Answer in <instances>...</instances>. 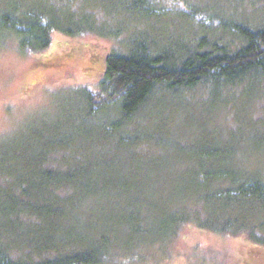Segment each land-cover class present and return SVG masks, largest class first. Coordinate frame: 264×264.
<instances>
[{"label": "trees", "instance_id": "obj_1", "mask_svg": "<svg viewBox=\"0 0 264 264\" xmlns=\"http://www.w3.org/2000/svg\"><path fill=\"white\" fill-rule=\"evenodd\" d=\"M216 1L49 0L46 7L28 2L0 5V34L24 53L46 49L54 32L119 40L106 55L97 84L84 85L74 98L77 116L69 115L64 125L53 123L56 127L44 137L26 138L22 160L29 166L24 176L17 175L8 160L22 154L8 150L9 155L1 157L0 264H142L139 251L166 246L189 222L214 232L255 237L257 226L251 221L264 213V178L241 156L228 165L205 161L220 154L225 146L221 141L205 139L196 155L162 159L152 187L142 184L150 180L146 172H99L92 166L102 162V156L89 149L106 143L130 151L154 140L168 149H182L179 140L163 142L148 135L160 126L142 127L158 101L156 94L163 93L161 100L204 84L217 95L229 86L264 83V23L247 26L221 20ZM225 31L232 40L208 41ZM169 164L173 167L165 172ZM180 165V172L190 178L185 193L165 197L164 184L173 191L183 174L175 170ZM122 194L128 198L123 200ZM70 202L69 243L51 229ZM193 202L202 207L190 206ZM104 205L112 210H102L100 217L91 208ZM259 227L257 239L264 244V222Z\"/></svg>", "mask_w": 264, "mask_h": 264}, {"label": "rangeland", "instance_id": "obj_2", "mask_svg": "<svg viewBox=\"0 0 264 264\" xmlns=\"http://www.w3.org/2000/svg\"><path fill=\"white\" fill-rule=\"evenodd\" d=\"M15 2L22 5L33 3L39 7L49 5V0H0V5ZM215 3L214 9L221 20L247 26L264 23V0H217ZM2 37L3 34H0V166L1 157L9 155L5 152L14 150L22 156L15 158L11 155L9 164L15 168L17 175L24 176L29 166L22 160L26 159L23 155L27 147L26 138L44 137L56 127L53 123L64 125L69 122V115L71 118L77 116L74 98L82 93L84 85L93 87L97 84L105 68V57L119 44V40L94 34L71 36L54 32L46 49L24 53L15 41H4ZM215 39L230 41L232 37L226 31L217 32L208 41ZM226 89L217 95L210 94L209 87L200 84L175 97L161 100L163 93L159 92L156 94L158 101L150 108L152 112L148 114V119L142 121V127L147 129L149 124L150 128L160 126L148 135L163 142L179 140L182 149L162 147L156 140L150 143L151 146L137 150L130 148V151L114 144L91 145L89 149L99 152L104 161L94 163L92 167H98L99 172L118 169L128 175L129 171L123 169L146 172L150 180L142 184L152 187L155 182L153 176L162 159L165 162L171 156L196 155L204 146L202 141L207 139L215 144L221 141L225 146L219 148L220 154L205 161L228 165L241 156L245 163L253 165L252 170L256 169L264 178V83L254 81L251 85L229 86ZM46 125H50L48 129ZM89 154L92 152L89 151ZM172 167L173 164L167 165L165 172ZM183 169L184 165H180L179 170L175 169L183 174L177 177L173 191L167 183L164 184L165 197L175 191L185 193L183 190L190 178L187 173L180 172ZM9 174L15 175L13 172ZM169 175L167 173L165 177ZM5 178L7 183L13 182ZM147 197L153 199L152 196ZM122 198L125 200L128 197L122 194ZM118 200L120 198L115 193L113 201L117 203ZM190 206L202 207L198 202ZM91 208L99 217L102 210L106 213L112 210L105 205ZM263 222L264 213L251 221L257 226L255 237L251 239L244 232H214L189 222L166 246L145 247L139 251L138 259L142 264H264V244L257 239L261 233L258 228ZM54 228L62 239L71 242V202L59 211L56 224L51 229L53 234L57 232ZM136 263L132 260L117 261V264Z\"/></svg>", "mask_w": 264, "mask_h": 264}]
</instances>
